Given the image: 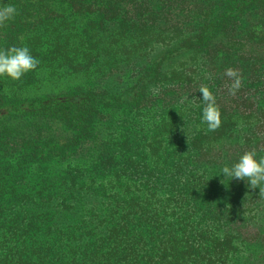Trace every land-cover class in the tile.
<instances>
[{
    "label": "trees",
    "instance_id": "obj_1",
    "mask_svg": "<svg viewBox=\"0 0 264 264\" xmlns=\"http://www.w3.org/2000/svg\"><path fill=\"white\" fill-rule=\"evenodd\" d=\"M69 1L81 11L68 6L71 19L101 14L104 37L117 22L135 81L120 92L0 100V264H264L259 187L217 174L238 153L264 150V0ZM171 37L176 45L146 52ZM190 52L207 77L149 92ZM229 68L242 80L235 95ZM201 85L222 110L215 132L199 109L168 114L185 95L200 104ZM50 122L68 132L48 131Z\"/></svg>",
    "mask_w": 264,
    "mask_h": 264
},
{
    "label": "rangeland",
    "instance_id": "obj_2",
    "mask_svg": "<svg viewBox=\"0 0 264 264\" xmlns=\"http://www.w3.org/2000/svg\"><path fill=\"white\" fill-rule=\"evenodd\" d=\"M6 5L8 4L4 6ZM127 7L128 10L133 8L132 5ZM63 10L66 11L67 8ZM101 17L97 12L86 18L73 17L74 20H68L64 27L60 25L52 29L49 26L27 37L28 40L24 44L29 46L32 54L39 59L38 68L18 81L0 78V100H33L79 89H107L120 92L130 86L135 81V76L130 70L126 71L125 66L130 55H125V51L131 50L132 45L120 41L119 37L115 36L120 29L114 20L108 21L110 26L108 33L112 36L104 37L108 35L99 34L104 33V30L99 28ZM179 39L180 37H171L162 42L163 44H153L146 52L152 54L153 50H158L157 48H169L176 45ZM201 59L200 53L197 52L175 58L169 67L167 66L161 79L149 88V92L154 94L157 89L160 91L179 84L185 86L207 77L206 71L204 73L200 70ZM185 110L183 103L175 104L168 114L175 118L178 113H184ZM35 122L36 120L20 119L14 121V125L26 128ZM239 123L244 122L239 120ZM244 125L253 127L254 120L250 119ZM47 129L58 134L68 132L66 127L57 122L47 123Z\"/></svg>",
    "mask_w": 264,
    "mask_h": 264
},
{
    "label": "clouds",
    "instance_id": "obj_3",
    "mask_svg": "<svg viewBox=\"0 0 264 264\" xmlns=\"http://www.w3.org/2000/svg\"><path fill=\"white\" fill-rule=\"evenodd\" d=\"M17 15L18 9L12 4L0 7V25L14 20ZM39 63V59L26 44L0 48V78L21 80L29 72L35 71ZM225 75L232 79L230 92L235 95L242 87L240 74L229 68ZM198 90L202 94L200 104H196L188 95L182 98L181 103L186 104V108L199 109L200 124L205 126L207 132H215L223 123L222 110L216 95L206 85H201ZM158 91L155 90L154 94ZM217 174H222L228 182L236 179L245 181L253 189L259 187L260 197L264 198V150L251 149L238 153L234 159L226 161Z\"/></svg>",
    "mask_w": 264,
    "mask_h": 264
},
{
    "label": "flooded vegetation",
    "instance_id": "obj_4",
    "mask_svg": "<svg viewBox=\"0 0 264 264\" xmlns=\"http://www.w3.org/2000/svg\"><path fill=\"white\" fill-rule=\"evenodd\" d=\"M6 4L8 0H0ZM54 7L49 11H18L14 20L0 25V48L19 46L27 42L28 38L38 30H45L49 26L58 28L60 25L68 24L71 20L68 11H62L68 6L72 7L73 12H81L80 7H75L69 0H52ZM3 5L0 4V7ZM40 10V9H39Z\"/></svg>",
    "mask_w": 264,
    "mask_h": 264
}]
</instances>
